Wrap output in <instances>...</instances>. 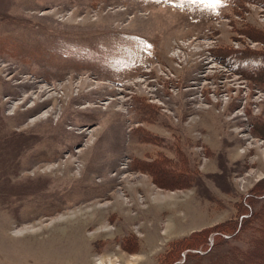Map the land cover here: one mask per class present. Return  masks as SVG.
<instances>
[{"label":"rangeland","instance_id":"374dc122","mask_svg":"<svg viewBox=\"0 0 264 264\" xmlns=\"http://www.w3.org/2000/svg\"><path fill=\"white\" fill-rule=\"evenodd\" d=\"M261 214L264 0H0V264H257Z\"/></svg>","mask_w":264,"mask_h":264},{"label":"trees","instance_id":"16d2710c","mask_svg":"<svg viewBox=\"0 0 264 264\" xmlns=\"http://www.w3.org/2000/svg\"><path fill=\"white\" fill-rule=\"evenodd\" d=\"M263 216L264 215L261 214L260 218H262ZM259 221L262 222V226L259 228L260 231H258L257 234L253 233V235H250V237H249L251 239V241L253 243H255L254 251L256 252V254H254V255L252 254L249 257V259L251 260V262L261 261L257 264H262V262H264V223H263V220H259ZM247 254H250V253H247ZM257 254H258V256H257Z\"/></svg>","mask_w":264,"mask_h":264},{"label":"snow or ice","instance_id":"6c2138e0","mask_svg":"<svg viewBox=\"0 0 264 264\" xmlns=\"http://www.w3.org/2000/svg\"><path fill=\"white\" fill-rule=\"evenodd\" d=\"M193 2H197V0H193ZM200 2H204V0H200ZM207 2L215 5L219 3V0H207Z\"/></svg>","mask_w":264,"mask_h":264},{"label":"bare ground","instance_id":"6f19581e","mask_svg":"<svg viewBox=\"0 0 264 264\" xmlns=\"http://www.w3.org/2000/svg\"><path fill=\"white\" fill-rule=\"evenodd\" d=\"M4 170H5V169H4ZM6 189H7V186H6ZM6 189H5V190H6ZM9 190H10V189H9ZM8 192H9V191H8Z\"/></svg>","mask_w":264,"mask_h":264}]
</instances>
